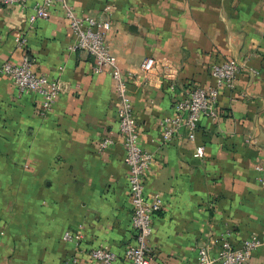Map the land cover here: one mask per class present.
<instances>
[{"label": "crops", "instance_id": "1", "mask_svg": "<svg viewBox=\"0 0 264 264\" xmlns=\"http://www.w3.org/2000/svg\"><path fill=\"white\" fill-rule=\"evenodd\" d=\"M0 3V65L24 54L37 73L59 81L52 109L40 115V96L23 93L0 74V264H104L90 251L106 246L111 264H129L135 241L128 166L117 122L114 81L95 71L93 57L71 50L63 7L33 21V4ZM77 14L107 18L105 39L124 74L139 72L145 56L168 60L173 73L128 78L141 145L152 161L145 192L159 194L152 216L149 264H189L204 246L211 264L216 237L235 246L264 239V0H68ZM238 68L222 86L218 116L199 117L195 137L164 141L159 119L197 85L214 84V63ZM173 84V88L170 84ZM105 137L111 141L100 147ZM202 145L203 152L195 155ZM260 165V168H257ZM80 233L70 241L65 230ZM264 264V246L251 251Z\"/></svg>", "mask_w": 264, "mask_h": 264}, {"label": "built area", "instance_id": "2", "mask_svg": "<svg viewBox=\"0 0 264 264\" xmlns=\"http://www.w3.org/2000/svg\"><path fill=\"white\" fill-rule=\"evenodd\" d=\"M26 0H0V3H25ZM53 3H59L69 20L73 41L69 45L71 50L81 49L89 53L94 60V70H107L111 74L117 97V122L124 147L123 160L128 166V190L131 202V224L135 228V241L125 248L124 254L129 264H149L151 249L149 237L152 233V216L161 207L162 199L157 193L151 195L145 192L144 175L149 168L153 154L143 147L138 139L137 124L132 112V101L129 94L128 78L136 81L150 80L157 71L163 76L172 78L171 64L154 56H145L140 62V71H128L127 75L121 71L116 56L105 39V33L110 28L107 18H99L90 14H77L68 0H41L33 4V13L29 20L37 17L47 18ZM238 65L232 60L212 64L211 75L214 84L197 85L190 88L187 94L174 100V112L159 119L161 135L164 141L175 135L185 133L189 139L195 137L199 117L204 114L211 118L218 116L217 99L222 86L232 87ZM0 74L7 75L14 82L19 91L35 93L40 96L38 113L44 115L52 109L56 96L62 87L59 81L47 75L37 73L33 69L32 60L24 54L19 62L4 61L0 65ZM173 88V84H170ZM111 141L105 137L99 141L100 147H105ZM203 152L202 145L195 149V155ZM257 165V168H260ZM65 240H76L80 233L65 230L62 234ZM216 240L219 244L217 259L221 264H251V251L257 246H264V239L256 234L245 238L239 246H235L229 239V232L220 233ZM91 256L104 264H111L116 253L106 246L91 249ZM215 258L210 257L204 246L197 249L196 261L189 264H211ZM75 257L64 260L59 264H72Z\"/></svg>", "mask_w": 264, "mask_h": 264}]
</instances>
